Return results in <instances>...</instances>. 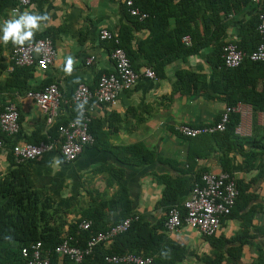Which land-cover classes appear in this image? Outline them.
Returning a JSON list of instances; mask_svg holds the SVG:
<instances>
[{
    "label": "crops",
    "instance_id": "1",
    "mask_svg": "<svg viewBox=\"0 0 264 264\" xmlns=\"http://www.w3.org/2000/svg\"><path fill=\"white\" fill-rule=\"evenodd\" d=\"M140 3L150 13L153 10L159 13L153 16L155 22H151L157 30L175 29L181 20L180 11L190 13L188 0H140ZM258 5L252 1L231 13L226 18L227 26L221 39L240 40L242 26L254 19ZM23 12L47 17L40 28L34 30L31 41L45 34L52 36L57 58L48 70L34 65L18 71L14 78L15 70L9 67L11 52L17 45L0 41V63L5 65L0 74V107L15 103L21 114L18 134L7 137L0 129V138L5 140L0 148V175L11 168V156L16 161L14 145L59 138V125L78 114L79 105L72 101V95L80 82L95 86L102 73L114 71L110 56L113 41L100 39L102 29L119 33L128 26L134 36L126 40L134 68L141 71L149 67L147 53L151 49L148 42L151 28L142 25L143 20L136 23L129 18L126 0H33L26 6L18 0H0V23ZM199 20L202 31L200 16ZM243 35L251 49L252 30L248 29ZM212 50L213 46H209L198 55L178 57L166 66L164 76L143 77L123 90L114 105L91 103L95 141L71 162L58 150L33 160L35 187L47 190L56 205L67 211L68 221L72 222L92 207L103 210L108 217L119 215L123 206L114 200L124 185L132 217H140L150 227L158 225L157 232L167 234L171 240L170 244L160 243L153 252L156 262L162 254V259L176 258V264H264V148L255 145L264 135V111L255 110L250 103L236 104L241 108L236 112L240 117L234 129L236 137L220 140L217 146L223 147L216 149L206 139L191 149L188 137L176 129L181 123L193 127L217 123L227 106L222 99L213 98L217 93L213 94L211 85L206 86L212 76V57L209 56ZM69 56L73 57L72 71L66 73L64 67ZM91 56L94 60L87 64ZM188 70L200 74L195 90H191V84L185 86L186 78L182 80L183 73H178ZM53 82L60 86L63 98L56 121L49 124L46 115L26 93L41 90ZM133 144L145 145L153 152V159L126 163L127 152H122L120 158L118 148ZM232 145L237 146L236 149L229 150L227 146ZM226 150H229L227 155ZM195 154L200 157L194 160L190 156ZM118 168L123 169L119 183L112 177ZM223 171L237 182L240 195L232 213L222 220L217 234L207 237L187 225L177 232L161 228L160 222L169 207L177 206L185 212L184 203L204 173ZM179 177L184 184L183 190L175 198L165 199L166 183ZM104 202L107 205L103 206ZM129 244L127 238L119 242L115 238L105 242L101 249L127 248Z\"/></svg>",
    "mask_w": 264,
    "mask_h": 264
},
{
    "label": "trees",
    "instance_id": "2",
    "mask_svg": "<svg viewBox=\"0 0 264 264\" xmlns=\"http://www.w3.org/2000/svg\"><path fill=\"white\" fill-rule=\"evenodd\" d=\"M133 2L134 6L150 14V17L144 19L145 21L143 20L142 25L151 28V34L148 40L151 49L148 51L147 57L149 67L154 69L157 74V77L152 79H157L158 76H164L166 66L175 61L178 57L186 58L191 55H198L201 50L213 46L214 50L209 54L210 58L212 57L210 61L212 76L208 84H206L208 88L209 85L212 86L214 91L213 94L217 93L213 98L218 97L225 101L227 105L232 106L239 102L250 103L255 110L264 111V62L246 60L239 67L229 68L225 65L222 56L223 47L229 41H236L240 48L244 50H252L260 42L264 41L262 35L258 31L260 22L259 11H261L264 6V0L259 3V10L254 16V19L242 26L240 40L221 39L225 27L227 26L226 18L234 11L237 12L240 10L243 5L251 3L252 0H188L187 5L189 6L190 13L188 14L187 12L184 13L180 11L178 17H180L181 20L178 21L176 28L173 30L167 28H161V30L154 29L153 23L151 22H155L153 16H159V13L154 12V10L150 13L149 9L140 3V0H133ZM127 10L129 18L136 23L140 22L141 19L132 15L128 7ZM199 16L201 17L203 25L202 31L199 26ZM248 29L250 31L252 30L253 36L251 49H248V44L245 42L243 35V33L246 35ZM119 35L120 43L117 44L113 41L112 48L116 46L123 47L131 59L130 50L126 42V40L130 41V39L132 40L134 37L130 28L128 26L123 27ZM185 35L191 36V45H187L182 41ZM43 36L48 35L45 34ZM132 65L134 67V64ZM4 68L5 65L0 63V74ZM26 68L28 69L29 67H17L12 76L15 78L18 71H23ZM180 72L181 74L183 73L182 80L186 78L184 85L189 86V84H191V90H195L200 80L198 78L200 74H196L189 70L179 71L178 73L180 74ZM202 78H204L203 75ZM3 109L4 108L0 107V113ZM78 111L79 108L77 112ZM239 120L240 117L238 113L235 112L231 114V120L228 123L226 131H218L194 138L188 137L189 146H192L191 149L193 146H200L198 143L206 139L213 143H209L213 146V149H216V147H223L217 146V143H221L220 140L235 139L234 129L239 123ZM90 130L93 135H96L92 124L90 125ZM261 137L262 138L258 139L255 145L264 148V135ZM39 141L40 140H35L32 142L36 143ZM201 145L204 146L203 144ZM144 146L143 144H133L125 148L120 147L118 148V156L121 158L122 152L126 151L128 154V162L126 163L145 162L153 159V152L146 149ZM227 147L230 150L236 149L237 146L232 145ZM229 150H226V155ZM250 155L252 156V152H250ZM190 157L195 160L199 158L200 155L195 154V156ZM32 161L33 160L16 162L13 156H11V168L8 172L0 175V264H28L27 258L22 254V248L30 246L37 241L42 242L45 254L46 251L50 250V258L53 262H58L55 248L65 237L73 236L75 238L74 243L84 247L87 244V240L97 232L106 230L133 215L131 214L130 201L127 197V188L122 185L114 200L115 202L119 201L122 203L123 207L119 215L108 217L103 213V210L92 207L85 209L82 217L77 221L69 222L67 211L61 206L56 205L53 196L49 194L47 190L44 191L41 188L35 187ZM122 176L123 169L120 168L112 173V177L115 178L118 183L121 181ZM174 180L175 181L170 179L166 183L167 188L164 192L165 199L175 198L184 188V184L181 182L180 177ZM104 205H107V202H104L103 206ZM166 218L167 215L161 220V228L164 227ZM84 219L92 220L93 225L90 230L79 229L78 225ZM66 225H68L67 231L65 230ZM158 228V225L150 227L148 222L141 220L139 217L137 220L131 222V226L128 230L115 236L118 242L127 238L130 243L127 248L115 247L111 250H103L101 246L104 243H99L94 247L93 253L86 256L82 264H90V262L91 264H117L107 262L105 260V255L107 254L135 253L152 256L160 243H171L167 234L157 232ZM174 248L176 247H173V249ZM161 255L162 254L156 258L159 264H176L175 261H178L176 258L174 259L172 257L171 259H162L160 258ZM66 261V258L63 257V262Z\"/></svg>",
    "mask_w": 264,
    "mask_h": 264
},
{
    "label": "built area",
    "instance_id": "3",
    "mask_svg": "<svg viewBox=\"0 0 264 264\" xmlns=\"http://www.w3.org/2000/svg\"><path fill=\"white\" fill-rule=\"evenodd\" d=\"M21 5H28L33 0H18ZM261 3L262 0H252ZM126 5L132 15L141 20L149 17V13L141 8L134 6L133 0H126ZM258 31L264 39V6L259 11ZM101 40L114 41L120 43V35L117 31L107 28L99 32ZM183 42L187 45L192 44L190 35L183 37ZM36 48L40 51L37 52ZM222 56L224 63L229 68L241 66L246 60L252 62H264V41L260 42L254 49L248 51L240 48L236 41H229L223 47ZM114 62V71L102 73L95 86L87 82H80L76 87L72 101L83 105L77 116L66 124L59 127V138H48L39 142H27L13 146V153L17 162L35 160L54 150H59L66 161L76 160L83 152L85 147L95 141L91 133L90 125L93 121L91 103L114 105L123 90L131 88L143 77L156 78L154 69L148 67L137 71L132 65V61L126 50L121 46L112 48L110 52ZM57 58V48L52 36H43L34 41L25 42L24 45H17L11 52L10 70L17 67H30L37 65L41 70H48L55 63ZM94 56L87 59L86 63L91 64ZM26 95L32 98L46 115L47 122L53 124L58 116L62 101L60 86L53 82L44 86L41 90H29ZM241 110L239 105H227L222 112L221 118L217 123L203 127H193L186 123L178 124L177 131L190 138L197 137L205 133L225 131L231 120V114ZM21 114L19 107L15 103L6 105L0 113V129L7 137L18 134L21 130ZM5 143L4 138H0V148ZM240 195L237 182L228 172H208L202 175L200 182L192 188L190 197L184 203L185 212L177 206L169 207L164 228L167 232H177L184 225L194 228L204 236L211 237L217 234L221 227L222 220L230 215L236 205ZM137 216L127 217L122 222L97 232L87 240L86 246L75 244L73 236L65 237L59 243L55 252L58 262H53L50 258L51 251L43 248L41 241H37L30 246L22 248V254L27 258L28 264H82L86 256L93 253L94 247L99 243L112 241L115 236L125 232L131 226V222ZM93 225L92 220L84 219L79 223L80 230H90ZM63 257L66 262H63ZM105 260L117 264H158L152 256L143 254H107Z\"/></svg>",
    "mask_w": 264,
    "mask_h": 264
},
{
    "label": "clouds",
    "instance_id": "4",
    "mask_svg": "<svg viewBox=\"0 0 264 264\" xmlns=\"http://www.w3.org/2000/svg\"><path fill=\"white\" fill-rule=\"evenodd\" d=\"M44 15H38L31 12H23L18 16L10 18L0 23V41L7 43L11 41L14 45H24L26 41H31L34 30L40 28L41 23L46 20ZM39 52L40 49L36 48ZM73 65V57L69 56L66 60L64 71L71 73ZM81 108V114L83 105Z\"/></svg>",
    "mask_w": 264,
    "mask_h": 264
}]
</instances>
